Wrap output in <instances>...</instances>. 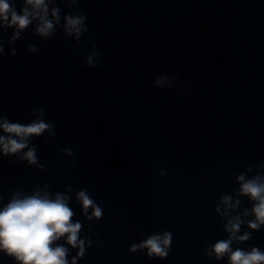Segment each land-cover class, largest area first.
<instances>
[{
	"label": "clouds",
	"instance_id": "clouds-1",
	"mask_svg": "<svg viewBox=\"0 0 264 264\" xmlns=\"http://www.w3.org/2000/svg\"><path fill=\"white\" fill-rule=\"evenodd\" d=\"M18 0H0V61L5 56V34L12 29L7 39L8 54L17 55L15 44L23 39V33L30 27L32 35L47 41L56 36L57 30L65 39H71L76 45L88 32L87 16L76 5L81 0H22L19 10ZM60 4L73 9L62 14ZM71 47V45H69ZM28 53H36L38 48L29 43ZM100 53L92 45V52L85 54V68L97 69ZM178 79L177 76L161 75L155 79L156 86L163 87L165 82ZM186 85H181L185 90ZM28 123L10 121L0 108V159L13 158L26 166L44 171L45 165L38 157V146L33 143L47 133L41 140L44 145L56 135L54 124L46 122L44 108L34 109ZM61 155L72 158L75 153L70 148L60 150ZM255 170V172H254ZM249 175V173H253ZM166 173L160 172L161 176ZM237 187L231 193H221L215 203L214 212L220 218L224 238L214 243L205 242L203 254L217 262L227 264H264V250L252 246L245 250L240 247L252 239L254 232L264 229V163L248 164L235 176ZM80 205V214L88 221H100L104 217L103 208L96 202L87 189L74 192L71 185L65 190L52 191L50 185H34L30 191L15 189L5 201L0 187V254L14 264H78L92 247V234L81 238L83 224L75 220L76 213L70 203L73 199ZM247 198L250 207L245 206ZM91 210V211H90ZM239 210V211H238ZM248 231L241 233L242 227ZM141 235H144L143 233ZM173 234L168 230L144 235L139 242L129 246L132 254L143 253L149 259L165 260L171 253ZM96 243L100 245L97 239ZM102 246V245H100ZM76 250L71 255V250ZM71 258L69 259V256Z\"/></svg>",
	"mask_w": 264,
	"mask_h": 264
}]
</instances>
